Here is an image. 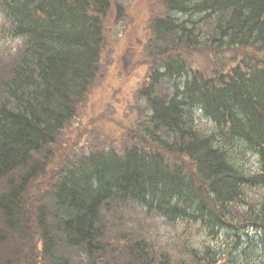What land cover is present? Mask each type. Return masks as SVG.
I'll list each match as a JSON object with an SVG mask.
<instances>
[{"label": "trees", "instance_id": "1", "mask_svg": "<svg viewBox=\"0 0 264 264\" xmlns=\"http://www.w3.org/2000/svg\"><path fill=\"white\" fill-rule=\"evenodd\" d=\"M162 1L167 15L154 20L152 34L157 55L169 58L157 64L143 91L152 112L147 136L166 155L188 158L192 168L168 163L161 150L85 155L61 171L35 207L41 262L43 254L48 264H80L79 254L85 264H110L104 259L109 229L118 217L124 225L125 209L206 230L208 242L186 249L189 261L180 264H225L211 247L224 233L233 246L227 264L264 262L257 254L264 245V201L247 208L248 190L264 187V65L248 67L244 60L214 81L171 55L206 44L264 52V0ZM1 2L20 48L10 72L0 76V245L7 249L14 241L23 251L32 235L25 195L97 77L110 0ZM164 82L173 92L161 97L157 88ZM196 113L217 131L201 133ZM246 153L257 156L258 167H247ZM250 228L263 235L259 243L242 236ZM121 238L125 264H171L166 256L157 261L147 240ZM34 261L28 264H39Z\"/></svg>", "mask_w": 264, "mask_h": 264}, {"label": "rangeland", "instance_id": "2", "mask_svg": "<svg viewBox=\"0 0 264 264\" xmlns=\"http://www.w3.org/2000/svg\"><path fill=\"white\" fill-rule=\"evenodd\" d=\"M1 3L0 0V76L5 77L17 60L20 41L9 35ZM117 3L123 7L124 15L116 20L115 1L110 0V10L103 19L102 52L97 77L84 99L77 105L75 117L66 124L52 147L50 159L43 173L33 181L25 195L26 210L31 220L29 223L31 239L24 241L26 249L23 251L18 250L14 241L8 243L7 249L6 246L0 245V264H17L18 259L21 260V264L24 260L26 264L31 260L39 264H48L45 263L43 254L41 257L43 261L38 260L41 256V243L40 234L36 231L35 207L45 202L46 195L56 183L61 171L85 155L111 150L121 154L127 148H138L147 152L161 150L168 163L182 165L186 171L192 168L188 158L177 154L166 155L147 136L148 131L152 129L150 123L152 112L143 91L149 86L150 77L157 64L169 58L157 55L158 44L152 34V24L155 19L165 17L167 9L162 0H117ZM171 55L179 57L192 74L212 78L214 81L225 78L232 67L240 65L244 60L248 67L264 65V52L249 48H235L224 52L206 44L202 48L187 49ZM249 71L248 68L247 72ZM171 85L164 82L157 88V93L161 97L171 94L173 92ZM195 124L205 135L217 131L213 123L203 118L200 113H196ZM245 156L247 167L251 169L258 167L257 156L250 153H246ZM1 188L0 185V191ZM248 191L247 208L264 201V187H257L256 190L251 188ZM131 213L128 209L121 211L120 216L124 218V225H118L120 217L116 218L117 221L113 219L114 227L109 229L111 234L106 241L107 254H104L107 263H126L125 245L121 238L124 235L147 240L157 261L160 262L162 256H166L171 264L188 262L189 253L186 249L190 251L200 248L208 242L207 231L201 230L197 225L187 223L175 225L154 215L147 217L144 213ZM131 215L134 217L132 220ZM242 236L248 238L249 243L254 240L259 243L263 235L250 230L242 233ZM250 246L251 244L247 247ZM211 247L214 252H218L217 257L227 264L225 254H228L233 246L229 245L225 233L213 239ZM260 247L257 254H264V245ZM75 257L76 263L82 259L79 263L85 264L86 259L83 256L76 254ZM260 263L264 264L262 261Z\"/></svg>", "mask_w": 264, "mask_h": 264}, {"label": "water", "instance_id": "3", "mask_svg": "<svg viewBox=\"0 0 264 264\" xmlns=\"http://www.w3.org/2000/svg\"><path fill=\"white\" fill-rule=\"evenodd\" d=\"M115 1V9H116V20H119L122 18V16L124 15V9L123 7L117 3V0Z\"/></svg>", "mask_w": 264, "mask_h": 264}]
</instances>
